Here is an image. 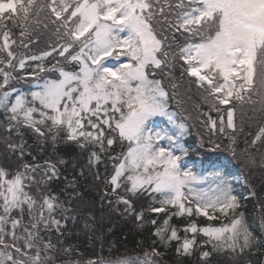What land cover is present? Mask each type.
I'll use <instances>...</instances> for the list:
<instances>
[{"label":"snow or ice","instance_id":"snow-or-ice-1","mask_svg":"<svg viewBox=\"0 0 264 264\" xmlns=\"http://www.w3.org/2000/svg\"><path fill=\"white\" fill-rule=\"evenodd\" d=\"M42 15L44 28L53 26L57 43L39 55H18L12 29L28 38ZM176 33L186 42L177 43ZM0 40V109L8 133L4 158L15 156L17 161L14 169L0 164V264H55L51 253L57 244L45 241L41 231L54 226L60 232L71 211L65 204L83 199L75 179L67 182L63 202L50 190L60 179L57 164L26 159L36 157L27 149L23 128L31 129L40 143L50 139L55 146L63 139L90 150L89 171L113 161L105 180L111 191L105 198L115 196L126 212L133 213L132 198L145 193L159 204L148 211L172 209L142 256L110 254L65 264H159L172 241L179 257L199 251L200 264H212L214 253L234 258L264 248V237L255 236L244 214H237L240 203L224 172L202 175L185 166L189 149L182 139L188 126L177 123L169 111L164 82L167 76L174 98L177 63L182 78H195L190 84L203 90V102L219 114L217 121L203 113L207 119L201 121L211 152L237 156L234 114L237 105L247 106L253 113L249 120L259 123L241 155L247 168L257 167L249 148L264 143V0H0ZM17 47L28 44L21 39ZM49 57L55 59L50 66L45 63ZM29 61L39 63L27 72L36 90L26 93L12 82L24 79L15 73L27 71ZM157 117L166 118L172 129L157 128ZM13 133L21 137L19 143ZM199 146L204 147L203 139ZM259 167L264 168V157ZM94 176L101 179L98 170ZM201 216L220 224L199 226L194 217ZM143 217V211L135 214L137 221ZM173 217L187 218V223L177 228L170 223ZM150 223L157 225L155 219ZM157 241L165 252L158 250ZM63 251L70 253L71 248Z\"/></svg>","mask_w":264,"mask_h":264},{"label":"trees","instance_id":"trees-1","mask_svg":"<svg viewBox=\"0 0 264 264\" xmlns=\"http://www.w3.org/2000/svg\"><path fill=\"white\" fill-rule=\"evenodd\" d=\"M161 3H164V0H161ZM39 19L41 23L38 26L33 23V30L28 38L19 36V28L12 29V38L17 41V45L20 44L21 39H24V43L28 44L27 48L17 47V45L12 46L18 55H39L42 51L51 50V46L57 43L56 37L53 35V26L49 24L48 29H45L43 25L47 21L43 15ZM176 41L181 45L186 42L179 33H176ZM0 43H2V40H0ZM173 50H175V46ZM53 56L55 59H61L55 53H53ZM55 59L49 57L45 63L50 66V64L55 63ZM36 63L39 62L29 61L26 65L27 71H17L15 73L17 76L24 77L20 83L12 82L15 88L26 93L36 90L32 86V78L27 75V72H30ZM156 71V78H160L159 70ZM174 77L175 83L178 85L174 98L172 96L173 89L170 87L171 82L167 76H164V82L166 89L169 91V111L176 114L177 123L183 122L188 126V131L182 139V143L189 149L188 155L184 159L185 166L203 175H208L212 171H222L228 176L233 170H236L243 178V187L241 185L239 187L242 188L245 194L244 197H247L239 201L240 208L237 210V214L239 212L244 214L245 220L255 236L264 237V228L261 226V222L264 221V213L261 208V203L264 200V175L261 176L258 172L259 162L264 157V143L257 142L255 147L249 148V151L256 157L257 167L247 168L244 163V157L241 155L254 138L258 130L259 121H250L249 117L253 116V113L249 108L237 105L234 114V122L237 126V156L233 157L227 151H209V133L201 124L202 120L207 119V116L203 115V113H208L217 121L219 114L214 111L210 112L209 106L203 102V90H198L195 85L190 84V81L195 78L187 75L183 76V78L181 77L179 63H177ZM187 117L191 118L186 119ZM224 117L226 120V113H224ZM157 123L162 128L172 129L166 118L157 119ZM241 128L243 129L242 131H240ZM22 133L27 149L36 157L35 161H32L31 157H26L29 162L43 164L45 160H50L57 164L61 174L60 179L51 184L50 190L59 196L63 202L68 199L64 192L67 182L75 179L78 190L83 196V199H76L71 203L65 204V207L71 211L69 219L66 222L62 221V225L66 224V226L62 227L60 232H57L54 226L47 232L41 231L45 241L50 239L53 244H57V250L51 253L55 264H65L67 261L75 260L86 261L87 259L107 258L110 254L113 257L142 256L145 249L150 250L153 241L157 239L153 235L155 228L163 222L168 212L172 211V209H166L162 213L148 211L150 207H159V204H153L151 197L145 193L142 196L132 198L135 211L133 213L126 212L125 205L117 203L115 196L105 198V194L111 191L105 180L110 178L113 172V161L101 163L98 168H93L89 171L88 156L90 150H81L75 142L63 139L58 141L55 146H53L50 139L46 143H40L36 134L28 128H23ZM7 135L4 112L0 109V164L14 169L17 164L15 156L11 160L4 158L7 149L3 141ZM63 136L64 133H61V137ZM12 139L14 142L19 143L21 137H17L13 133ZM201 139L204 141L203 148L199 146ZM246 141L248 142L247 144L245 143ZM223 143L227 144L228 141L223 140ZM116 151L118 152L119 148ZM59 159H63L67 163L59 164ZM82 169L84 171L83 176L80 175ZM97 170L101 176L100 180L95 179L94 176ZM39 175L38 173L37 176L39 177ZM117 191L120 195L124 194L122 189ZM253 193L255 194L253 195ZM110 200L111 203H109ZM141 211L144 212L143 220L137 221L135 214ZM217 215L219 214L217 213ZM153 219L157 221L155 226L150 223ZM194 219H196L199 226L208 224L218 226L220 224V221H208L203 216L194 217ZM227 219V217H222L225 222H227ZM170 223L182 229L187 223V218L173 217ZM179 235L183 237L185 234L180 231ZM58 240L62 243H57ZM197 240H202V237L197 236ZM176 246L177 242L172 241L171 247L165 252L159 246L158 241L156 243L158 250L165 252L163 259L168 260L170 264H200L199 251L191 256L179 257L175 252ZM65 248H71V252L65 253L63 251ZM203 250L211 251L210 248H204ZM254 253L255 256L251 257ZM210 260L212 264H264V248L253 249L251 252H245L244 255L234 258L229 254L214 253ZM159 264L163 263L159 261Z\"/></svg>","mask_w":264,"mask_h":264},{"label":"rangeland","instance_id":"rangeland-1","mask_svg":"<svg viewBox=\"0 0 264 264\" xmlns=\"http://www.w3.org/2000/svg\"><path fill=\"white\" fill-rule=\"evenodd\" d=\"M157 119H160V117H157L156 118V121H155V126L157 128H162L158 123H157ZM259 166V165H258ZM259 174L261 176L264 175V169L259 167V170H258ZM203 175V174H202ZM227 178L229 179V181L231 182L232 186L233 187V194L237 196L238 200H244L245 198H247L246 196L244 197V192L242 190V188H240L239 186L241 185L243 187V178L242 176L236 171V170H233V172L230 173V175L228 174ZM204 187H207V185H204ZM261 208L263 209V213H264V200L262 201L261 203ZM109 212V210H108ZM262 212V211H261ZM264 215V214H263ZM261 227V226H260ZM255 256V253L253 255H251V257ZM160 262H162L163 264H170L168 260H165V259H160L159 260Z\"/></svg>","mask_w":264,"mask_h":264}]
</instances>
